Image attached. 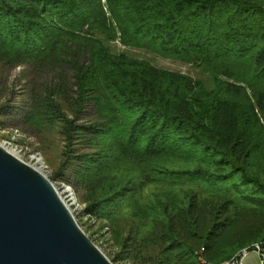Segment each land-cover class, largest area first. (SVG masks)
<instances>
[{"label": "trees", "instance_id": "obj_1", "mask_svg": "<svg viewBox=\"0 0 264 264\" xmlns=\"http://www.w3.org/2000/svg\"><path fill=\"white\" fill-rule=\"evenodd\" d=\"M18 66L27 98L0 117L19 108L23 129L62 136L57 176L112 227L113 262L224 264L264 246V0H0V69Z\"/></svg>", "mask_w": 264, "mask_h": 264}, {"label": "water", "instance_id": "obj_2", "mask_svg": "<svg viewBox=\"0 0 264 264\" xmlns=\"http://www.w3.org/2000/svg\"><path fill=\"white\" fill-rule=\"evenodd\" d=\"M0 264H115L48 176L1 144Z\"/></svg>", "mask_w": 264, "mask_h": 264}, {"label": "rangeland", "instance_id": "obj_3", "mask_svg": "<svg viewBox=\"0 0 264 264\" xmlns=\"http://www.w3.org/2000/svg\"><path fill=\"white\" fill-rule=\"evenodd\" d=\"M103 2L105 3V0ZM111 47L115 53L124 52L133 57L145 59L158 67L188 74L195 79L202 80L207 86H212L210 74L193 64L164 58L145 49L126 47L119 41L113 42ZM25 70L26 66H18L11 71H3L0 69V104L7 103L12 105L16 103L19 107L23 106L24 99L26 100L27 98L25 91L27 84V79H25L24 75ZM240 84L250 92L246 83ZM17 110L14 111L15 113L12 112L11 114L0 117V144L24 162L43 171L48 176L62 194L65 201L71 205V209L82 228L113 261V253L119 247L115 241V237H113L112 227L97 218L91 219L85 213L86 204L80 200L73 184L65 183L61 180L60 176H57V172L62 167L64 160L62 157L64 146L62 136L54 131H44L38 136L23 129L21 125L22 111L19 108ZM36 157H40L42 161L39 162ZM67 187L72 189L76 202H72L68 195L64 193V188ZM161 190L164 189H159V191ZM131 218L127 220L123 219L120 228H126ZM115 264L130 263L125 260L116 262Z\"/></svg>", "mask_w": 264, "mask_h": 264}, {"label": "built area", "instance_id": "obj_4", "mask_svg": "<svg viewBox=\"0 0 264 264\" xmlns=\"http://www.w3.org/2000/svg\"><path fill=\"white\" fill-rule=\"evenodd\" d=\"M254 249L259 252V254L261 255V258H262V263L264 264V246H262L260 244H256V245H254ZM249 251H250L249 248L244 249L242 252H240L238 254V256H236L231 261H228L224 264H243L242 257L244 255H246ZM208 264H211V263H208Z\"/></svg>", "mask_w": 264, "mask_h": 264}, {"label": "crops", "instance_id": "obj_5", "mask_svg": "<svg viewBox=\"0 0 264 264\" xmlns=\"http://www.w3.org/2000/svg\"><path fill=\"white\" fill-rule=\"evenodd\" d=\"M243 264H263L261 255L258 251H249L246 255L242 257Z\"/></svg>", "mask_w": 264, "mask_h": 264}, {"label": "bare ground", "instance_id": "obj_6", "mask_svg": "<svg viewBox=\"0 0 264 264\" xmlns=\"http://www.w3.org/2000/svg\"><path fill=\"white\" fill-rule=\"evenodd\" d=\"M36 159H37L39 162L42 161V159H41L40 157H36ZM64 193H65L66 195H68V197L70 198V200H71L72 202H76V201H75V196H74V194H73V192H72V189H70V188H64Z\"/></svg>", "mask_w": 264, "mask_h": 264}]
</instances>
